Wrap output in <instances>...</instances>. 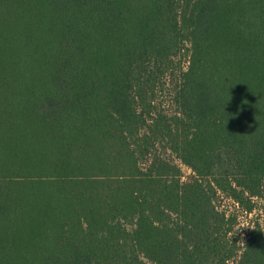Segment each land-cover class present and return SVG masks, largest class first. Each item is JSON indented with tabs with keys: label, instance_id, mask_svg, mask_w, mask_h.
<instances>
[{
	"label": "trees",
	"instance_id": "obj_1",
	"mask_svg": "<svg viewBox=\"0 0 264 264\" xmlns=\"http://www.w3.org/2000/svg\"><path fill=\"white\" fill-rule=\"evenodd\" d=\"M263 182L264 0H0V264H264Z\"/></svg>",
	"mask_w": 264,
	"mask_h": 264
},
{
	"label": "rangeland",
	"instance_id": "obj_2",
	"mask_svg": "<svg viewBox=\"0 0 264 264\" xmlns=\"http://www.w3.org/2000/svg\"><path fill=\"white\" fill-rule=\"evenodd\" d=\"M187 61V51L184 49L177 52L172 58L169 70L166 72L162 80H160L161 84L158 86L159 91L157 92V103L161 105L160 108L163 107L169 111L175 110L176 106L170 101V91L178 85L179 78L177 79V75L179 69L186 70L188 64ZM176 162H178L180 167L181 182H187L195 177L194 173L188 166L179 161ZM262 185L261 196L252 198L254 208L251 212L245 211L237 202L226 196V194L229 195L227 192H224V194H217L216 204H218V208L224 210L226 213H233L236 216L233 229L238 233L242 241L247 237V233L254 223H258L264 231V182ZM234 261L235 259L231 258L229 259L228 264H234Z\"/></svg>",
	"mask_w": 264,
	"mask_h": 264
}]
</instances>
